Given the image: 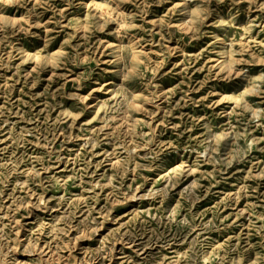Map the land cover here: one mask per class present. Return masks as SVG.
<instances>
[{"label": "rangeland", "instance_id": "1", "mask_svg": "<svg viewBox=\"0 0 264 264\" xmlns=\"http://www.w3.org/2000/svg\"><path fill=\"white\" fill-rule=\"evenodd\" d=\"M0 264H264V0H0Z\"/></svg>", "mask_w": 264, "mask_h": 264}]
</instances>
